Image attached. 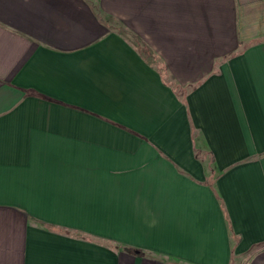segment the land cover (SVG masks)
Segmentation results:
<instances>
[{"label": "crops", "instance_id": "1", "mask_svg": "<svg viewBox=\"0 0 264 264\" xmlns=\"http://www.w3.org/2000/svg\"><path fill=\"white\" fill-rule=\"evenodd\" d=\"M0 264H264V0H0Z\"/></svg>", "mask_w": 264, "mask_h": 264}]
</instances>
